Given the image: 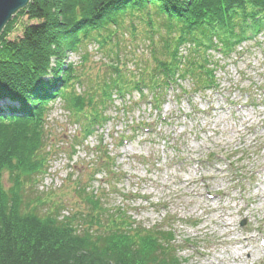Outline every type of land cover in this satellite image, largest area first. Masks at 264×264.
Masks as SVG:
<instances>
[{
    "label": "trees",
    "instance_id": "16d2710c",
    "mask_svg": "<svg viewBox=\"0 0 264 264\" xmlns=\"http://www.w3.org/2000/svg\"><path fill=\"white\" fill-rule=\"evenodd\" d=\"M18 14L29 19L22 37H0V264H185L172 228H147L107 207L91 185L78 182L86 207L67 214L69 207L39 191L52 152V105L61 100L86 137L108 120L115 94L136 91L160 110L180 80L189 78L195 91L217 86L210 52L229 55L263 32L264 0H30L2 33ZM133 19L147 26L153 64L136 61L132 73L117 53L95 86L78 92L83 76L68 53L91 41L107 47ZM100 153L99 166L113 167L108 152Z\"/></svg>",
    "mask_w": 264,
    "mask_h": 264
},
{
    "label": "rangeland",
    "instance_id": "374dc122",
    "mask_svg": "<svg viewBox=\"0 0 264 264\" xmlns=\"http://www.w3.org/2000/svg\"><path fill=\"white\" fill-rule=\"evenodd\" d=\"M132 21L107 47L91 41L68 53L67 62L83 76L78 92L94 87L117 53L132 73L136 61L153 64L147 26ZM28 22L18 14L0 37L21 38ZM210 55L218 64L217 86L195 91L189 78L180 80L160 110L136 91L115 94L108 120L86 137L56 100L47 127L52 152L39 191L69 207L67 214L86 207L78 182L91 185L107 207L124 209L147 228H172L185 264H264V31L229 55ZM100 150L113 167L99 166Z\"/></svg>",
    "mask_w": 264,
    "mask_h": 264
},
{
    "label": "water",
    "instance_id": "95a60500",
    "mask_svg": "<svg viewBox=\"0 0 264 264\" xmlns=\"http://www.w3.org/2000/svg\"><path fill=\"white\" fill-rule=\"evenodd\" d=\"M29 2L30 0H0V35L13 16Z\"/></svg>",
    "mask_w": 264,
    "mask_h": 264
}]
</instances>
